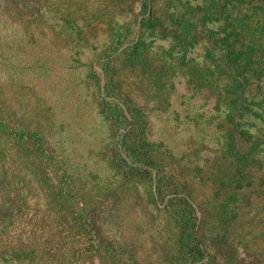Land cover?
I'll return each mask as SVG.
<instances>
[{"label":"rangeland","instance_id":"rangeland-1","mask_svg":"<svg viewBox=\"0 0 264 264\" xmlns=\"http://www.w3.org/2000/svg\"><path fill=\"white\" fill-rule=\"evenodd\" d=\"M17 1L0 0L14 207L51 209L43 169L119 264H192L186 232L208 264H264V0Z\"/></svg>","mask_w":264,"mask_h":264},{"label":"trees","instance_id":"trees-1","mask_svg":"<svg viewBox=\"0 0 264 264\" xmlns=\"http://www.w3.org/2000/svg\"><path fill=\"white\" fill-rule=\"evenodd\" d=\"M2 1L10 10L20 11L17 0ZM253 33H256L255 30ZM263 38L264 34H259L251 41L262 43ZM242 54L250 61L253 59L251 49L245 50ZM257 57L261 59L260 55ZM129 111H135L134 121L140 123L139 111L130 107ZM6 116L8 115L0 106V259L30 264H89V262L94 264L97 255L105 250L111 264L115 261V264H119L112 254L111 244L103 240L99 235L98 226L86 215L87 209L79 206L78 197L72 186L69 183L65 186L66 180L57 185L55 179L49 176L46 170L38 169L41 175L40 181L47 188L46 202L51 209L36 211L27 216L14 207L20 195L19 188L15 184V182L19 183V176L13 169L16 166L15 162L12 161V164L8 162L5 157L6 150L1 143L9 125ZM12 133L14 140L26 136L28 142L40 143V137L30 129L21 128ZM15 149L14 144L10 147V154L12 152L13 155ZM32 173L37 177L40 176L37 171ZM4 191L9 195L10 204H6L2 198ZM18 221L23 222L22 228L18 227ZM193 223L195 226V221ZM191 235L190 232L185 233V245L190 253L191 263L208 264L205 258L209 254L202 247L201 239L195 235L196 243H192ZM71 236L73 240L70 241L68 237ZM7 254L9 257L6 256Z\"/></svg>","mask_w":264,"mask_h":264}]
</instances>
